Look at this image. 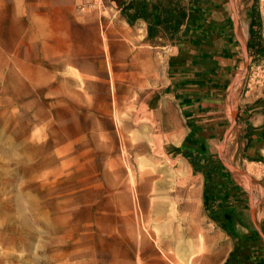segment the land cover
<instances>
[{
	"label": "rangeland",
	"instance_id": "1",
	"mask_svg": "<svg viewBox=\"0 0 264 264\" xmlns=\"http://www.w3.org/2000/svg\"><path fill=\"white\" fill-rule=\"evenodd\" d=\"M9 1L6 4H13L12 9L16 3L21 5L24 31L12 29L5 32L11 36L0 35V264H129L134 237L139 240V235L147 239L148 250L140 251L143 264H157L158 258L164 264H189L186 250L191 247L213 255L233 246L206 215L202 178L181 153L188 123L164 90L167 58L174 46L163 36L148 39L144 24L130 27L120 14V4L126 0H106L101 10L84 12L78 10L80 0ZM250 1L257 11V0ZM90 22L100 37L102 27L106 32L117 24L139 31L140 48L158 61L156 76L149 83V101L136 122L130 121L125 110L118 125L112 110L105 114L94 96L84 94L80 80L72 74L88 81L92 69L60 67L58 54L69 52L85 66L79 58L88 55L90 48L74 44L70 51L65 40L52 50L58 29L74 37ZM27 27H35L33 37ZM49 50L53 63L47 59ZM71 85L79 97L69 95L66 88ZM142 128L147 139L138 134ZM142 144L148 147L147 153L138 152ZM154 145L156 154L151 151ZM124 153L130 157L134 177L144 169L156 177L145 195L146 204L140 207L144 224L136 220L135 203L129 209L124 202V190L117 182L118 168H122V182L130 186ZM224 160L234 164L228 168L242 187L257 195L262 221L264 170ZM181 167L183 175L177 176L174 171ZM193 189L198 194L190 198L195 205L190 211L185 194ZM136 192L140 194L141 188L137 186ZM153 204L159 209L156 219L150 213ZM240 219L250 226L248 213ZM158 236L164 242L161 250Z\"/></svg>",
	"mask_w": 264,
	"mask_h": 264
},
{
	"label": "crops",
	"instance_id": "2",
	"mask_svg": "<svg viewBox=\"0 0 264 264\" xmlns=\"http://www.w3.org/2000/svg\"><path fill=\"white\" fill-rule=\"evenodd\" d=\"M6 1L0 0V33L12 29L24 31L23 19L20 20L21 5L16 3V8L12 9L13 4L8 5ZM253 4L250 0H209L205 38L190 39L180 47L171 48L164 86L166 96L175 101L182 119L191 125V129L187 126L184 130L182 143L193 129L201 149L218 160L223 168L218 187H226L222 192L227 194L220 196L224 197L227 209L236 216L233 229L246 236L240 264H264V217L261 221L256 206L257 195L248 193L231 175L228 166L234 164L224 162L226 157L243 167L264 170V59L254 63V56L248 50ZM32 23L30 27L34 26ZM90 23L81 27L78 36L73 37L59 29L54 32L57 34L54 37L59 40L52 50L57 49L55 46L61 40L70 44V51L74 44L91 49L89 58V54L79 58L85 66L75 68H92L93 48H98L103 55L97 27L94 22ZM93 26L96 27L98 47L93 39L86 37L87 29ZM30 27L27 28L33 37L35 27L34 30ZM111 31L106 34L110 36ZM0 35L11 36L7 33ZM52 50H49L47 59L53 63ZM69 55L72 56L73 52ZM66 56L64 53L60 58L62 62ZM248 126L253 132L251 144L246 148ZM201 178L203 188L204 179ZM229 184L232 187H227ZM246 213L250 216V226L240 219ZM234 249L235 246L230 245L219 264H224Z\"/></svg>",
	"mask_w": 264,
	"mask_h": 264
},
{
	"label": "bare ground",
	"instance_id": "3",
	"mask_svg": "<svg viewBox=\"0 0 264 264\" xmlns=\"http://www.w3.org/2000/svg\"><path fill=\"white\" fill-rule=\"evenodd\" d=\"M111 30L110 36H108L104 28H101V41L104 59H102L101 51L98 48H93V68H90L92 69L90 70V80L87 81L86 78L76 72H74L72 75L76 79L80 80L83 86L82 88L84 94H87V96H94L96 102L102 104L101 109L105 114H110V110L114 112V119L119 125L121 123L120 115L123 113V111H127L131 122H136L139 113L143 111L142 109L147 104L146 100L149 101V83L150 79L156 76L158 61L151 58L147 49L140 48L143 41L142 34H140L139 31L135 32L126 30L119 24L114 26V28ZM87 38L93 39L95 46L98 47L95 26L89 28V34ZM64 41L65 40H61L60 42ZM69 54L66 56V59L63 62L60 60L62 56L60 53L58 54L60 67L63 66L62 63L74 68L79 65L78 59H75V55H73L75 57L73 58ZM58 55L54 56V61H57ZM36 88H38V86ZM66 90L70 96H80L72 89V85L68 86V89L66 88ZM138 134L143 139L148 138L144 128L139 130ZM154 138L158 139L156 134L154 135ZM139 149L138 152L140 151V153L148 152V147L145 144L139 146ZM151 151H153L155 154L157 153L158 148L156 145L151 147ZM126 156L128 157L126 172L130 186H127L124 182H122L124 179V169L122 168H118L117 182L119 187L124 190L122 193V195H124V202L128 205L129 209L132 207V204L135 203L137 208V212L135 213L136 220L138 223L140 222V224H144L145 218L140 207L142 204H146L145 195L148 192V187L151 186V183L156 179V177H154L152 172L147 169H144L138 177H134L133 169L130 163V157L128 154H126ZM151 162L152 165L156 166L157 163L155 160H152ZM174 172L177 176L183 175L182 167ZM189 183L191 185L192 180H190ZM137 186L141 188L140 194H137L136 192ZM197 194L198 192L194 189L190 190L189 193L187 191L185 194V197L187 198L186 207L190 211L195 210V205L192 204L190 198H196ZM158 210L159 209H157L156 205L153 204L150 213H152L155 219L158 215ZM157 221H160V218H158ZM136 238L137 237H134V249L132 250V257L129 264H143V258L141 257L140 251L143 252V247L144 252L148 250L147 239L141 235H139V240H136ZM162 240L163 239L158 236L157 241L159 249L161 244L163 246L164 242ZM138 242L139 246L137 247ZM170 244H173V241H171ZM214 245L217 244L215 243ZM186 251V260L189 261V264H219V257L222 258L225 253V249H221V252L213 255L209 254L208 252L203 254L197 251L194 247H191V249ZM157 264H164L162 258H158Z\"/></svg>",
	"mask_w": 264,
	"mask_h": 264
},
{
	"label": "trees",
	"instance_id": "4",
	"mask_svg": "<svg viewBox=\"0 0 264 264\" xmlns=\"http://www.w3.org/2000/svg\"><path fill=\"white\" fill-rule=\"evenodd\" d=\"M253 3L248 50L254 56L253 62L257 64L264 59V40L261 37L259 14ZM208 5L209 0H126L120 4V14L130 27L144 23L148 39L163 36L173 46L180 47L190 39L205 38L203 33L209 15ZM188 127L191 129V125L188 124ZM252 132L253 129L248 126L246 148L251 144ZM199 142L192 129L181 146V153L193 173L204 179L202 204L206 215L234 242L235 249L224 264H240L245 240L233 229L236 216L227 209L224 197L220 196L222 193L227 194L222 192L226 187H218L223 168L218 160L201 149ZM227 187L232 186L229 184Z\"/></svg>",
	"mask_w": 264,
	"mask_h": 264
},
{
	"label": "built area",
	"instance_id": "5",
	"mask_svg": "<svg viewBox=\"0 0 264 264\" xmlns=\"http://www.w3.org/2000/svg\"><path fill=\"white\" fill-rule=\"evenodd\" d=\"M106 0H80L78 10L84 12L86 9L101 10ZM257 11L261 20V34L264 39V0H257Z\"/></svg>",
	"mask_w": 264,
	"mask_h": 264
}]
</instances>
